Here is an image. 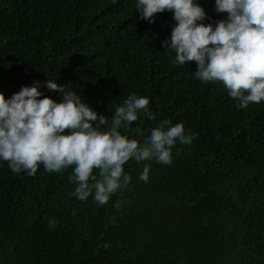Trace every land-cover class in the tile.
Instances as JSON below:
<instances>
[{"label":"trees","instance_id":"trees-1","mask_svg":"<svg viewBox=\"0 0 264 264\" xmlns=\"http://www.w3.org/2000/svg\"><path fill=\"white\" fill-rule=\"evenodd\" d=\"M199 2L204 23L227 19L215 0ZM155 20L139 19L136 0H0L6 97L52 79L111 117L136 94L157 119L122 134L142 141L164 119L197 134L171 165L130 159L131 185L103 206L71 195L72 167L33 177L0 161V264H264V101L239 109L222 82L194 79L197 63L177 65L162 46L173 13Z\"/></svg>","mask_w":264,"mask_h":264},{"label":"clouds","instance_id":"clouds-1","mask_svg":"<svg viewBox=\"0 0 264 264\" xmlns=\"http://www.w3.org/2000/svg\"><path fill=\"white\" fill-rule=\"evenodd\" d=\"M166 10L176 24L162 46L175 52V64L195 61L193 78L222 82L239 109L264 101V0H215V11L227 13L215 24L204 23L207 13L199 0H136L139 19L150 24ZM44 87L62 100L46 96ZM149 104V97L132 94L108 117L52 79L34 81L11 97L0 92V161L8 162L13 174L33 177L41 165L50 174L72 167L69 182L76 187L71 195L103 206L131 185L124 168L130 159L171 165L176 144L191 145L197 138L183 122L168 119L142 141L122 134L121 128L127 132L140 117L157 119ZM150 171L146 163L138 180L149 182ZM56 226L50 219L49 227Z\"/></svg>","mask_w":264,"mask_h":264}]
</instances>
